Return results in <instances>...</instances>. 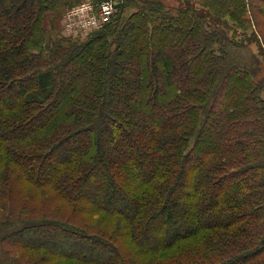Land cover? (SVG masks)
Wrapping results in <instances>:
<instances>
[{"label":"trees","instance_id":"1","mask_svg":"<svg viewBox=\"0 0 264 264\" xmlns=\"http://www.w3.org/2000/svg\"><path fill=\"white\" fill-rule=\"evenodd\" d=\"M80 1L0 0V264H264V0Z\"/></svg>","mask_w":264,"mask_h":264},{"label":"rangeland","instance_id":"2","mask_svg":"<svg viewBox=\"0 0 264 264\" xmlns=\"http://www.w3.org/2000/svg\"><path fill=\"white\" fill-rule=\"evenodd\" d=\"M85 1L92 2V4L94 6L99 3V2H94L93 0H81L78 3L85 2ZM112 1L114 3H116L115 0H112ZM164 1H167L168 3H172L175 6L178 5L177 0H174V2L172 0H164ZM121 2H122V0H121ZM78 3H76V4H78ZM257 17L263 26L262 27V30H263L264 29V22L262 21V18L260 16H257ZM61 19H62V16H61ZM251 26L254 27V23ZM229 34H230V32H229ZM237 36L242 37L243 41H240L239 44H232L231 42H233V41H228L227 43H229V44H228L227 50H228L229 55L231 57H233L236 61H238L237 63L244 64L250 60L249 58H250L252 53L258 54L256 43L254 41L255 38L253 37V34L251 33V31L244 32V31L238 30ZM229 37H231V36H229ZM84 38H85V35H76V36L71 37V39H78V40H83ZM259 58L262 59V68L259 71V73L256 75V79L261 80L264 84V60H263L262 56H260V55H259ZM19 89H20V87L18 86V87H16L15 90H19ZM261 95H262V98L264 99V91L262 92ZM3 97H6V95H4V96L2 95V98ZM79 143H83V141H80ZM138 143L139 144L138 145L136 144V147H138V149L141 150L144 147V145L141 144L140 142H138ZM124 145H126V144H124ZM129 149H130L129 146L122 149L121 156L123 159L125 158V154H127V150H129ZM130 151H133V150H130ZM142 151L143 150H141V152ZM67 154H68V152L65 150L62 153H58L57 156H58V158H62L61 156H66ZM132 161H133L134 165H136V171L137 172H140V171L146 170V169H150V168L146 167V164L144 162L145 160H143L136 152H132ZM141 178H143V177H141ZM101 181L104 182V179ZM81 190L84 191V189L82 187H80L78 191H81ZM101 204H102L103 208H105L106 210L114 208V209H117V211L122 212L123 214H129V211H130L128 209L121 208V203H119L118 201L117 202L110 201L107 198L105 201L102 200ZM122 209H123V211H121ZM5 248L13 250V246L5 245ZM3 257H4V255H3ZM4 260H5V257H4Z\"/></svg>","mask_w":264,"mask_h":264},{"label":"built area","instance_id":"3","mask_svg":"<svg viewBox=\"0 0 264 264\" xmlns=\"http://www.w3.org/2000/svg\"><path fill=\"white\" fill-rule=\"evenodd\" d=\"M115 12L112 0H101L97 5L90 1L81 2L65 9L61 25L63 32L70 36L85 35L101 28Z\"/></svg>","mask_w":264,"mask_h":264}]
</instances>
